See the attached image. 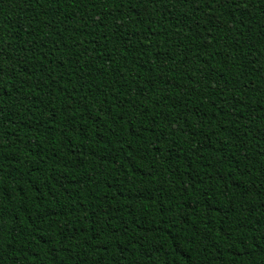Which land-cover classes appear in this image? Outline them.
I'll return each instance as SVG.
<instances>
[{
	"label": "trees",
	"instance_id": "obj_1",
	"mask_svg": "<svg viewBox=\"0 0 264 264\" xmlns=\"http://www.w3.org/2000/svg\"><path fill=\"white\" fill-rule=\"evenodd\" d=\"M0 264H264V0H0Z\"/></svg>",
	"mask_w": 264,
	"mask_h": 264
}]
</instances>
